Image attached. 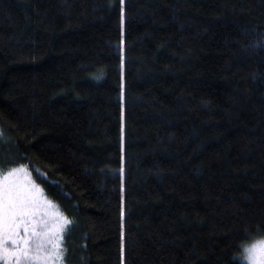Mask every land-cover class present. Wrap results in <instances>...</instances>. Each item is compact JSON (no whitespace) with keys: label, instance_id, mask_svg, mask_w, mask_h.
Listing matches in <instances>:
<instances>
[{"label":"trees","instance_id":"1","mask_svg":"<svg viewBox=\"0 0 264 264\" xmlns=\"http://www.w3.org/2000/svg\"><path fill=\"white\" fill-rule=\"evenodd\" d=\"M0 132L72 221L66 264H245L264 0H0Z\"/></svg>","mask_w":264,"mask_h":264},{"label":"snow or ice","instance_id":"2","mask_svg":"<svg viewBox=\"0 0 264 264\" xmlns=\"http://www.w3.org/2000/svg\"><path fill=\"white\" fill-rule=\"evenodd\" d=\"M120 2L123 4V0ZM121 19L123 22V13ZM54 209L25 166L0 171L2 264H63L64 233L72 221ZM121 236L123 253V231ZM244 259L248 264H264V240L244 247Z\"/></svg>","mask_w":264,"mask_h":264},{"label":"rangeland","instance_id":"3","mask_svg":"<svg viewBox=\"0 0 264 264\" xmlns=\"http://www.w3.org/2000/svg\"><path fill=\"white\" fill-rule=\"evenodd\" d=\"M26 168V167H25ZM27 169V168H26ZM27 172L29 173V175H30V178L38 185V183L34 180V178H33V176H32V174L30 173V171L27 169ZM39 186V185H38ZM40 187V186H39ZM41 188V187H40ZM43 195H44V197L48 200V201H50L51 202V204L52 205H54L55 206V211H59L58 210V208L56 207V205H55V203L52 201V200H50L46 195H45V193L43 192ZM67 228V227H66ZM66 230V229H65ZM65 234V233H64ZM260 240H264V238H262V239H260ZM252 244V243H251ZM250 245V244H249ZM63 248H64V242H63ZM241 260L245 263V264H248V262L244 259V253L241 255ZM63 264H66V262H65V259L63 260Z\"/></svg>","mask_w":264,"mask_h":264}]
</instances>
